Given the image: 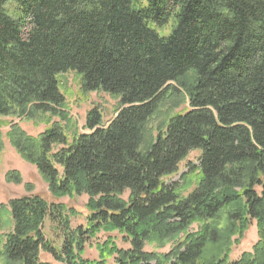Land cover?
<instances>
[{
    "label": "trees",
    "instance_id": "1",
    "mask_svg": "<svg viewBox=\"0 0 264 264\" xmlns=\"http://www.w3.org/2000/svg\"><path fill=\"white\" fill-rule=\"evenodd\" d=\"M69 72L84 97L117 99L110 121L92 108L80 133L61 92ZM14 120L44 130L32 137ZM7 127L52 198L88 200L85 226L72 227L62 203L10 199L0 264H48L41 253L59 264H264V0H0V156ZM194 150L198 165L166 184ZM5 180L22 183L14 171ZM252 221L259 240L233 262L231 238ZM101 233L98 259L84 258ZM167 241L163 254L144 250Z\"/></svg>",
    "mask_w": 264,
    "mask_h": 264
},
{
    "label": "rangeland",
    "instance_id": "2",
    "mask_svg": "<svg viewBox=\"0 0 264 264\" xmlns=\"http://www.w3.org/2000/svg\"><path fill=\"white\" fill-rule=\"evenodd\" d=\"M170 26L164 27L160 30L163 33H168ZM65 80L62 81L66 84L64 89L61 92L66 97L67 108L70 111V116L73 119V122L77 125L80 133L84 132V119L86 113L92 108H99L103 114V122L107 123L110 121L118 108L117 99L115 97H111L108 94L103 92L91 93L87 97H84L78 91V80L74 77L73 73H66L64 75ZM185 107H180L178 111L184 110ZM175 111V110H174ZM16 123L20 125V127L32 137H36L39 133L44 130L43 124H33L29 121H17ZM56 121V120H55ZM157 122L155 119L154 123ZM152 123V124H154ZM155 125V124H154ZM8 132V127L3 128L1 130L2 139L4 140V148L0 156V209L2 207H6L10 199L22 198L24 196H33L37 195L45 199L48 203H62L68 208H73L77 213L75 217L71 218V226H85V218H86V210L85 204L88 200L86 195L73 196L67 198H59L54 199L48 192L47 185L42 181L41 177L38 175L37 170L26 163L21 159L19 155L15 152V150L11 147L8 140H6L5 135ZM200 156L199 151H191L187 158L179 163L178 171L174 176L166 177L163 180L168 185H174L175 183L181 184L180 176L188 172V167L190 164L198 165V158ZM17 172L21 175L22 183L16 185L12 182L7 183L5 178L8 172ZM195 187V184L191 185V187L183 191L181 195L183 197L187 196L189 192ZM201 228L200 224H193L191 227V232H198ZM44 234L46 239L53 242L56 245H60V239L55 237L53 233V229L48 221L44 224ZM10 233V229H4L2 231V235L5 236ZM107 235L101 233L97 236L96 239L90 241L92 246H87L85 250L84 258H89L91 260H97L98 253L95 250L96 242H102V240ZM114 242L120 248H127V245L121 242L120 235L117 232L111 234ZM233 244L230 250L229 259L231 261L238 260L243 254H252L253 246L258 242L259 238L257 235V225L255 221L250 222L248 228L239 235H234L232 238ZM174 241V240H172ZM174 244V242L167 241L162 247H158L156 244H146L144 250L147 252H154L157 254H163L167 252L169 248ZM40 260L46 262L48 264H59L56 263L52 258L44 253H41Z\"/></svg>",
    "mask_w": 264,
    "mask_h": 264
}]
</instances>
